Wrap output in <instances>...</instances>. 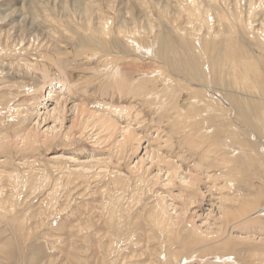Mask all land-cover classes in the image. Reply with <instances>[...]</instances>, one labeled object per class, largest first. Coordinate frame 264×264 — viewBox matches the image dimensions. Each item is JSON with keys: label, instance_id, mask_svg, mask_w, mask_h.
Listing matches in <instances>:
<instances>
[{"label": "rangeland", "instance_id": "rangeland-1", "mask_svg": "<svg viewBox=\"0 0 264 264\" xmlns=\"http://www.w3.org/2000/svg\"><path fill=\"white\" fill-rule=\"evenodd\" d=\"M0 264H264V0H0Z\"/></svg>", "mask_w": 264, "mask_h": 264}, {"label": "bare ground", "instance_id": "bare-ground-1", "mask_svg": "<svg viewBox=\"0 0 264 264\" xmlns=\"http://www.w3.org/2000/svg\"><path fill=\"white\" fill-rule=\"evenodd\" d=\"M219 62H220V61H218V63H219ZM220 63H221V62H220ZM220 63H219L218 65H220ZM214 64H215V63H214ZM213 66H215V65H213ZM213 66H212V67H213ZM218 67H219V66H218ZM219 68H220V67H219ZM219 68H218V69H219ZM215 69H216V67H215ZM226 72H227V71H226ZM227 75H228V74H226V76H227ZM53 89H55V88H53ZM55 91H56V90H55ZM55 95H56V94L54 93V91H53V90H50L48 96H49V97H55ZM238 108L241 109V111H242V110H243V105H242V104H238ZM84 114H87L89 117L93 116L92 113H90V112H87V113H86L85 108L79 106V107L77 108V114H76V115H78L79 119H81V117H82ZM76 115H75V116H76ZM78 117H77V118H78ZM75 118H76V117H75ZM79 119H78V121H79ZM115 125H116V123L113 124V126H115ZM109 126H111V124H110ZM131 134H132V133H130V136H131Z\"/></svg>", "mask_w": 264, "mask_h": 264}]
</instances>
